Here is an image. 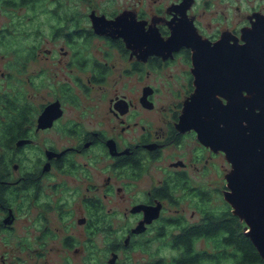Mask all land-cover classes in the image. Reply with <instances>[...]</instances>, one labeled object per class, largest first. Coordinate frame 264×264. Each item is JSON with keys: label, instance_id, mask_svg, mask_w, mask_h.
I'll return each instance as SVG.
<instances>
[{"label": "flooded vegetation", "instance_id": "af4514ba", "mask_svg": "<svg viewBox=\"0 0 264 264\" xmlns=\"http://www.w3.org/2000/svg\"><path fill=\"white\" fill-rule=\"evenodd\" d=\"M39 1L18 3L31 7L24 42L17 23L0 28V264H98L99 232L103 264L157 240L177 254L135 264H177L186 239L201 263L210 223L242 220L224 198L227 153L204 141L198 79L219 45L264 29V0Z\"/></svg>", "mask_w": 264, "mask_h": 264}, {"label": "water", "instance_id": "95a60500", "mask_svg": "<svg viewBox=\"0 0 264 264\" xmlns=\"http://www.w3.org/2000/svg\"><path fill=\"white\" fill-rule=\"evenodd\" d=\"M242 36L245 42L240 49L217 47L207 65L211 74L198 79V91L203 85L209 86L210 93L203 97L197 93L194 98L200 103L197 114L203 117L201 123L208 125L210 132L204 141L224 149L232 164L226 175L224 198L245 222L244 231L264 260V29L251 27ZM234 50L240 53L235 55L239 65L236 61L233 65ZM228 52L231 64L222 65L220 61L228 58ZM233 66L240 68L239 79L235 69V81ZM222 68H230L231 79L221 77ZM234 83L240 85V96L233 92ZM220 88L226 90V104L217 97Z\"/></svg>", "mask_w": 264, "mask_h": 264}, {"label": "rangeland", "instance_id": "374dc122", "mask_svg": "<svg viewBox=\"0 0 264 264\" xmlns=\"http://www.w3.org/2000/svg\"><path fill=\"white\" fill-rule=\"evenodd\" d=\"M16 6L8 7L9 5L4 3L3 0H0V28H3L2 31L10 26L11 24H18V34L16 36H12L14 39L16 38L17 42H24L25 41V32L24 28H27V22L26 19L29 16L31 12V7L25 4H18L20 0H15ZM42 5L46 3V0H41L38 2L37 6L41 8ZM8 5V6H7ZM40 8L38 10L40 11ZM4 48V47H3ZM2 53V52H1ZM2 59L7 57H2ZM0 60L1 68H3V60ZM214 209L220 207L223 209H226V205L223 204V201L220 199L215 200V202L212 204ZM222 209V210H223ZM24 216V215H22ZM18 224L21 227H25L26 224L23 222V217H20V221ZM120 226H118L117 229H119ZM24 231V230H21ZM80 235H83V228L80 227V229L77 230ZM221 239L220 236H213L209 237L207 240L199 241L196 243V246L200 250H206L209 253H220L222 249H224L221 245ZM108 237L106 236V233L99 232L97 234V237L95 238V244H96V257L98 264H103L104 261V255L105 250L103 249L104 246H107L109 243H107ZM147 243H136L134 244L130 250L125 251L124 256L128 258L129 264H135L138 261H145V259L150 258V254L154 252V254L159 255H175L177 254V250L171 246V243L164 242L163 240H157L153 241L151 245H146ZM99 247V248H98ZM98 248V249H97ZM145 250V251H144ZM127 253V254H126ZM56 255V254H55ZM73 256V263L74 264H87V262H84V259L79 255L75 256V254H72ZM123 256V254H122ZM219 262V263H218ZM218 262L214 259L205 258L201 263L199 264H238L237 260L235 258L231 257H222L218 260ZM68 263V262H67ZM65 263V264H67ZM72 264V263H69Z\"/></svg>", "mask_w": 264, "mask_h": 264}, {"label": "trees", "instance_id": "16d2710c", "mask_svg": "<svg viewBox=\"0 0 264 264\" xmlns=\"http://www.w3.org/2000/svg\"><path fill=\"white\" fill-rule=\"evenodd\" d=\"M10 3V2H9ZM231 215L233 219L219 220L224 221L223 224L217 225V222L210 223L209 237L222 236L221 246L224 248L220 253H209L208 258L218 262L222 257H231L237 260L238 264H264V260L260 256L256 246L244 231L245 223L240 222L238 217L228 212L224 218ZM174 247L180 249L181 253L177 257V264H194L198 259L201 260V254L192 253L194 242L186 239L184 242L177 241ZM219 263V262H218Z\"/></svg>", "mask_w": 264, "mask_h": 264}]
</instances>
